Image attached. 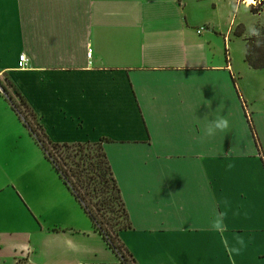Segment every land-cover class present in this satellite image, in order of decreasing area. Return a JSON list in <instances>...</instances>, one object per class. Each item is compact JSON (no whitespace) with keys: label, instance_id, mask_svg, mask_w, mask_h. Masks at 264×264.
Wrapping results in <instances>:
<instances>
[{"label":"crops","instance_id":"0c3cea01","mask_svg":"<svg viewBox=\"0 0 264 264\" xmlns=\"http://www.w3.org/2000/svg\"><path fill=\"white\" fill-rule=\"evenodd\" d=\"M241 1L0 0V84L52 142L105 139L136 264H264V87L242 74ZM215 111L231 128L204 137ZM0 264H124L1 90Z\"/></svg>","mask_w":264,"mask_h":264},{"label":"trees","instance_id":"16d2710c","mask_svg":"<svg viewBox=\"0 0 264 264\" xmlns=\"http://www.w3.org/2000/svg\"><path fill=\"white\" fill-rule=\"evenodd\" d=\"M249 52L246 46V61L253 68L264 67V60L260 65L253 64ZM6 83L8 85H2V89L11 107L22 119L54 170L86 212L94 230L102 236L121 262L136 264L131 254L118 239V232L128 228L130 223L110 164L102 149V141L105 139H100L97 142H52L37 122L33 124L30 121L34 118V114L22 95L12 88L9 81ZM9 87L12 93L9 92ZM20 106L23 108L22 112L26 113L24 118L20 116ZM251 130L257 143L252 125ZM51 149H59V153H55Z\"/></svg>","mask_w":264,"mask_h":264},{"label":"rangeland","instance_id":"374dc122","mask_svg":"<svg viewBox=\"0 0 264 264\" xmlns=\"http://www.w3.org/2000/svg\"><path fill=\"white\" fill-rule=\"evenodd\" d=\"M242 3V2H241ZM233 17L242 20V74L245 83H248L249 79L257 78L261 80L262 86L264 87V67L260 70L262 72H247L248 67L244 61L246 46L249 49L251 62H262L264 60V0H257L253 4L244 7L243 3L241 6L235 3L231 7ZM249 26H252L256 30L255 35H251L248 31ZM252 73V74H249ZM4 84L8 85L6 81ZM12 92V91H11ZM17 100V98H16ZM33 124L36 120L30 119ZM35 126V125H34ZM40 130V129H39ZM51 148V147H49ZM55 153H59V149H51Z\"/></svg>","mask_w":264,"mask_h":264},{"label":"clouds","instance_id":"9594fccd","mask_svg":"<svg viewBox=\"0 0 264 264\" xmlns=\"http://www.w3.org/2000/svg\"><path fill=\"white\" fill-rule=\"evenodd\" d=\"M254 2H257V0H242L245 8H247L249 4H253ZM248 31L251 35L256 34V30L252 26H249ZM203 119L204 123L201 127V133L204 137L211 138L216 136L217 134H223L229 131L231 128L229 119L225 115L220 114L218 111L212 112L210 114V118L208 116ZM210 228L216 232H223L225 229V225L223 224L222 216L213 217L210 221ZM236 243L240 246V248L244 247V240L242 238L238 237L236 239ZM239 250L240 249L235 247L231 248V251L234 253L238 252Z\"/></svg>","mask_w":264,"mask_h":264},{"label":"built area","instance_id":"2783aa9c","mask_svg":"<svg viewBox=\"0 0 264 264\" xmlns=\"http://www.w3.org/2000/svg\"><path fill=\"white\" fill-rule=\"evenodd\" d=\"M86 55H87V57H90L91 56V50L90 49L87 50ZM18 59H19V62H20V66L21 67H25L26 66V63H27V59H26L25 55L24 54H20L18 56ZM2 85H5V84H0V90L3 92ZM9 92L12 93L10 87H9ZM20 109H21L20 116L22 118H24V116L26 115V113L25 112H22L23 111V108L21 106H20Z\"/></svg>","mask_w":264,"mask_h":264},{"label":"bare ground","instance_id":"6f19581e","mask_svg":"<svg viewBox=\"0 0 264 264\" xmlns=\"http://www.w3.org/2000/svg\"><path fill=\"white\" fill-rule=\"evenodd\" d=\"M250 5V4H249Z\"/></svg>","mask_w":264,"mask_h":264}]
</instances>
